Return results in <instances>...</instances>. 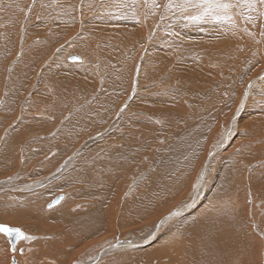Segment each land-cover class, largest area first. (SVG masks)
Returning a JSON list of instances; mask_svg holds the SVG:
<instances>
[{
    "label": "rangeland",
    "instance_id": "1",
    "mask_svg": "<svg viewBox=\"0 0 264 264\" xmlns=\"http://www.w3.org/2000/svg\"><path fill=\"white\" fill-rule=\"evenodd\" d=\"M167 3L0 0V104L15 117L0 130V223L31 237L19 243L20 264H195L198 247L183 232L201 230L189 218L216 208L241 232L234 260L264 264V16L193 22L186 17L195 9L169 11ZM68 86L93 93L64 108L59 91ZM126 118L141 134L132 143L149 149L139 175L118 170L110 154L119 136H130ZM205 121L190 162L161 179L153 165L167 145L178 154L186 132ZM105 185V207L84 195ZM57 196L64 199L47 208ZM93 208L103 226L81 237L71 220ZM174 244L178 253L166 250ZM9 249L0 234V264H10Z\"/></svg>",
    "mask_w": 264,
    "mask_h": 264
},
{
    "label": "bare ground",
    "instance_id": "2",
    "mask_svg": "<svg viewBox=\"0 0 264 264\" xmlns=\"http://www.w3.org/2000/svg\"><path fill=\"white\" fill-rule=\"evenodd\" d=\"M142 22V20H141ZM170 23V22H169ZM163 25V24H162ZM161 25V26H162ZM186 27V26H185ZM186 30V29H185ZM158 38V37H157ZM172 43V42H171ZM67 60H68V57H67ZM154 60V59H152ZM136 63V62H135ZM150 64V63H149ZM134 65V64H133ZM132 70V69H131ZM162 75V74H161ZM143 77V76H142ZM148 78L149 75H148ZM149 81V80H148ZM156 81V80H155ZM146 83V82H145ZM151 83V82H150ZM158 87V86H157ZM157 87H155L157 89ZM115 89V88H114ZM163 101V100H162ZM154 122H156L157 124H160L161 121L163 122L162 119L160 120H157L155 117L153 118ZM125 124L127 125V129L125 131L128 132V134H130V136H119L118 139H116V141H120L121 144L120 146L117 148H113V150H117L116 153L112 152L110 153L111 155H114L115 156V162L116 160L120 162V167L118 170L122 169L124 171H131V169L129 168H137L138 169V175L139 173L142 174V170L143 168H145L146 166H148V162H151L149 160L151 159H147V162L144 163L145 161V157L144 155H146V152L144 151H147L149 150L148 147H147V144H144L142 141H139L137 143V145H134L132 143V138H134L135 140H137L134 136V134L136 135H141L140 133H135L133 132L129 126H133L134 121L131 120V119H127L125 120ZM164 125V124H163ZM208 121H205L200 125L198 124H195L193 125V127L188 130L184 136V138L181 139V147L182 149H178V154L176 153V146L174 145L173 142H171V144L165 149V154L163 155L162 157V161H161V164L158 162L156 163L155 165H153V170L154 169H158V175L161 179H165L168 177L169 173H172V171L170 169H178L182 166L185 167V165H183V162H186V163H189L191 159L188 158V154H189V150L191 148L194 147V145L196 144V141H199V139L195 140L193 138V134H194V131L196 129H198L200 127V129L204 130L206 127H208ZM135 126V125H134ZM165 126V125H164ZM139 127V125H137V128ZM156 133V132H155ZM149 135V134H147ZM146 135V138L147 140L149 139L148 136ZM191 137L188 138V137ZM153 138V137H151ZM154 139V138H153ZM171 139H174V137H171ZM2 140V138H1ZM155 140V139H154ZM151 141V140H150ZM202 141V140H201ZM199 143V145H201L202 143ZM2 144V142H0ZM119 143V142H118ZM146 145V147H145ZM161 145V144H160ZM137 147H139V151L137 150ZM144 147V148H143ZM153 147V146H152ZM161 147V146H160ZM163 147V146H162ZM146 149V150H145ZM3 150V149H2ZM154 150V149H153ZM152 150V151H153ZM126 151H131V153L129 152H126ZM155 151V150H154ZM158 152V150H157ZM8 153V152H7ZM10 153V152H9ZM162 155V153H161ZM154 157V156H153ZM186 157V158H185ZM106 158V157H105ZM147 158V157H146ZM187 160V161H186ZM3 161V160H1ZM5 161V160H4ZM183 161V162H182ZM3 163V162H2ZM148 163V164H147ZM4 164V163H3ZM104 165H109V163H103L101 166H104ZM130 166V167H129ZM164 168V169H161V168ZM129 169V170H128ZM148 169V168H147ZM133 170V169H132ZM121 173V171L119 172ZM125 173V172H124ZM128 173V172H127ZM130 173V172H129ZM118 175V174H117ZM231 175V174H230ZM102 175H98V178L96 179L95 183H97L99 181V179L101 178ZM127 176V175H125ZM144 176V175H143ZM140 177V176H139ZM142 178V176H141ZM116 180V178H115ZM76 180L74 179L73 182H75ZM103 180H101L102 182ZM111 182V181H110ZM227 182H224L223 184V192L226 193V192H229V188L230 186L226 184ZM61 184V187H65L67 185L66 182L64 183H60ZM92 185V184H91ZM100 185V184H98ZM94 186V185H93ZM57 187V186H56ZM90 187V186H88ZM95 187V186H94ZM110 187L108 188V185H105V188L107 189H104L103 190H100V189H97L99 190L98 191H93V190H90V191H87V192H84V195H87L89 194L90 196L92 197H96L95 201L97 202V204H102V202H100L102 199H104V197H109L110 196ZM154 187V186H153ZM58 189V188H57ZM55 189V190H57ZM152 189V188H151ZM85 190V189H84ZM83 190V191H84ZM158 188L155 187V191H157ZM159 191V190H158ZM158 193V192H157ZM82 195V194H80ZM140 195V193H139ZM63 197V196H62ZM97 197L99 199V201H97ZM72 198V197H71ZM70 198V199H71ZM142 198H144L142 196ZM55 199V198H54ZM93 200V198H92ZM145 200V199H144ZM141 199L140 201V205L144 204L145 201ZM54 201V200H52ZM94 201V200H93ZM95 201H94V204H95ZM105 202V200L103 201ZM64 203V202H63ZM132 203H135V202H132ZM50 204H53V202H50L46 205L47 208H49V205ZM98 204V206H99ZM103 205V204H102ZM100 205V206H102ZM132 205V204H131ZM56 206V205H54ZM104 206V205H103ZM127 206V205H126ZM207 206V205H206ZM57 207V206H56ZM105 207V206H104ZM129 207V206H128ZM126 207V208H128ZM133 207V205H132ZM117 208V207H116ZM123 208V207H122ZM121 208V210H122ZM135 208V207H134ZM131 209V207H130ZM235 209V208H234ZM94 210L95 208H93L92 210H90L89 212H85L84 214L82 215H79L77 217L76 215V219H72L71 220V223L72 224H75L78 223L79 226L81 227L82 229V234L80 233L81 237H92L94 235L97 234V231H98V228L100 226H103L101 225V215L99 216L97 213H94ZM213 210V209H212ZM225 209L223 208H216L213 211L209 212L207 210H203L201 211L199 214H195L193 216H191L189 219L190 221H197V225L198 227L201 228V230H197V231H192L191 233H189L188 231H184V235L183 237L186 238V241L192 245V247L194 248V246H197L198 247V251L196 252V260H195V264H197L200 260H202V263L203 264H232L234 260V258L232 257V255L230 254L237 246L239 243L242 242V236H241V232L238 230L237 231V221L235 220L234 217L230 216L228 212H224ZM229 210V209H228ZM127 211V210H126ZM233 211V209H232ZM105 212V211H104ZM123 212V211H122ZM234 212V211H233ZM124 213V212H123ZM127 213V212H126ZM132 214H134L135 212H131ZM226 213V214H225ZM228 213V214H227ZM116 214V213H114ZM137 214V213H136ZM111 215V214H110ZM117 215V214H116ZM123 216V215H122ZM121 216V217H122ZM119 217V216H118ZM126 217V216H125ZM127 218V217H126ZM68 220V219H67ZM75 221V222H74ZM235 221V222H234ZM70 223V222H69ZM115 223V222H114ZM6 225V224H5ZM196 226V225H195ZM204 226V227H203ZM16 227V226H15ZM212 227H216V231H213L211 228ZM191 228V227H189ZM101 229V228H100ZM99 229V230H100ZM192 229V228H191ZM196 229V228H195ZM239 229V228H238ZM84 230V231H83ZM97 230V231H96ZM194 230V229H193ZM230 230V231H229ZM23 231V230H22ZM25 232V231H24ZM100 232V231H99ZM164 233V235H169L170 233L167 232V231H162ZM175 234H179V236L181 235L179 232H174ZM28 236V234H26ZM172 235V234H171ZM170 236V235H169ZM168 236V237H169ZM182 237V235L179 237V239ZM25 241V240H23ZM23 241H14V243L16 244V247H17V252H20V250H25V249H22L20 248V242L22 243ZM18 242V243H17ZM260 242V241H259ZM9 243V241H8ZM261 243V242H260ZM253 247L255 248L256 247V239L253 240ZM10 245V243H9ZM120 245V244H119ZM118 246V244H117ZM122 247V246H121ZM181 247H179L178 244H174L170 247H167L166 250H169V251H173L175 253H178L181 249ZM27 250V249H26ZM28 251V250H27ZM189 253L192 252V248L189 247L188 249ZM15 253V255L13 256L12 255V259H15V261L17 262V264H20L18 262V259L16 258V255L18 253ZM24 253V252H23ZM217 253H220V254H223V256L221 258H217L216 260L214 259L215 255ZM110 254V253H109ZM25 256V255H24ZM259 256V255H258ZM18 257V256H17ZM260 257V256H259ZM258 257V258H259ZM11 259V260H12ZM260 259V258H259ZM259 259H258V262H259Z\"/></svg>",
    "mask_w": 264,
    "mask_h": 264
},
{
    "label": "snow or ice",
    "instance_id": "3",
    "mask_svg": "<svg viewBox=\"0 0 264 264\" xmlns=\"http://www.w3.org/2000/svg\"><path fill=\"white\" fill-rule=\"evenodd\" d=\"M145 2L148 3L149 0H145ZM132 3H135V0H132ZM151 3L154 8L159 6L156 4V0H151ZM258 5L264 6V0H168L166 8L169 11L178 8L182 12L195 9V12H189L186 17L193 22H203L206 18H212L217 22H229L233 20L235 15H240L245 21L255 24L259 16H264V8L258 10ZM253 13H256V15H253ZM70 59L75 62L79 61L80 57L72 56ZM63 199L64 197H58L53 204L49 205V208L58 205ZM0 234L9 241L11 245L9 251L13 256L17 252L16 244L13 241L31 239L20 228L10 227L3 223H0ZM20 251L23 254V251ZM10 264H17V262L12 259ZM232 264H240V262L236 260Z\"/></svg>",
    "mask_w": 264,
    "mask_h": 264
},
{
    "label": "crops",
    "instance_id": "4",
    "mask_svg": "<svg viewBox=\"0 0 264 264\" xmlns=\"http://www.w3.org/2000/svg\"><path fill=\"white\" fill-rule=\"evenodd\" d=\"M75 69H71V71H74ZM77 76H78V72H77V74H76ZM80 75V74H79ZM62 90H60L59 91V93L61 92V93H63L64 92V96L63 97H65L64 98V104H66V102H68V101H72V103H73V105H81L82 103H84V102H82V101H84L83 99L84 98H86L87 97V95L90 93L89 91H87L84 87H82V88H75L74 86H68L67 88H65V89H63V87H60ZM59 93H58V96H59ZM91 93H93V92H91ZM90 93V94H91ZM10 96H11V94H10ZM94 99L96 98V96H94L93 97ZM61 99V98H60ZM96 100V99H95ZM61 101V100H60ZM81 102V103H80ZM10 103V101H8V104ZM3 104V103H2ZM2 104H0V117H1V119H0V125H1V127H0V130H3L4 128H5V123L6 122H8V123H10L11 121H13L14 120V118L15 117H13V112H12V110H8L7 111V114H6V111H5V109L3 108L2 109ZM60 104L64 107V108H68V107H70V106H72V105H68V104H66V105H64V104H62V101L60 102ZM84 105H88V104H84ZM83 105V106H84ZM52 106H54V104L52 103ZM83 106H78V108H80V110L81 109H83ZM16 108H18L17 106H15ZM73 107H75V106H73ZM59 114H60V111H59ZM77 114V112L76 111H74V113L73 114H71L70 115V117L72 116V117H74L75 115ZM5 115H7V116H5ZM71 117V118H72ZM5 118H8L9 120L7 121ZM70 118V119H71ZM19 124V123H18ZM18 124H16L15 125V128H18ZM62 127H65V126H62ZM67 130H69V127L68 126H66L65 127ZM79 130V129H78ZM73 132H75V131H73ZM62 154H64V153H62Z\"/></svg>",
    "mask_w": 264,
    "mask_h": 264
},
{
    "label": "water",
    "instance_id": "5",
    "mask_svg": "<svg viewBox=\"0 0 264 264\" xmlns=\"http://www.w3.org/2000/svg\"><path fill=\"white\" fill-rule=\"evenodd\" d=\"M72 56H76V55H71L70 57H72ZM70 57H68V61H70V62H74V61H72L71 59H70ZM81 61V58H80V60L79 61H77V62H80ZM58 197H62V196H57L55 199H53L54 201L58 198ZM54 201H51V202H54ZM13 243H14V241H13ZM11 246V245H10Z\"/></svg>",
    "mask_w": 264,
    "mask_h": 264
}]
</instances>
